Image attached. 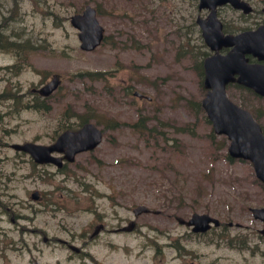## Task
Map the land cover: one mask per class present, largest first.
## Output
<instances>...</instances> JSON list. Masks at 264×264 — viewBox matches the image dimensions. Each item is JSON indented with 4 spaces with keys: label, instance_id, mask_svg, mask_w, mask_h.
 <instances>
[{
    "label": "rangeland",
    "instance_id": "1",
    "mask_svg": "<svg viewBox=\"0 0 264 264\" xmlns=\"http://www.w3.org/2000/svg\"><path fill=\"white\" fill-rule=\"evenodd\" d=\"M248 1L253 13L224 7L221 17L255 27L264 0ZM87 4L101 11L107 39L92 51L70 21ZM202 13L199 0H0V42L24 43L0 48V264H264V222L251 211L264 206V188L196 107L205 90L192 57L208 48ZM53 74L61 83L47 108L27 107ZM228 94L264 126L263 97L234 86ZM83 116L104 138L61 169L10 146L50 143ZM139 120L144 132L130 125ZM138 204L158 212L135 217ZM194 212L223 226L194 234L176 218ZM132 219L134 230H115Z\"/></svg>",
    "mask_w": 264,
    "mask_h": 264
},
{
    "label": "water",
    "instance_id": "2",
    "mask_svg": "<svg viewBox=\"0 0 264 264\" xmlns=\"http://www.w3.org/2000/svg\"><path fill=\"white\" fill-rule=\"evenodd\" d=\"M231 2L235 7L251 11L250 5L244 0H200V6L211 7L208 18L199 19L203 27L206 42L216 50L205 58V86L208 87L202 103L209 119L217 133H226L230 138L229 152L234 157L250 159L256 175L264 181V133L251 112L234 103L226 93V86L231 81H237L253 87L257 92L264 94V63L250 62L247 54H252L264 60V24L256 29L245 30L237 34L222 32V23L216 16L215 7L218 4ZM72 23L81 29V47L87 50L94 49L103 38L104 27L97 18L96 8L87 5L83 13L75 14ZM223 46L232 47L226 54L220 53ZM237 75V76H236ZM58 85L56 78L41 89L42 93L49 94ZM102 140V130L95 123L87 122L78 129H66L50 144H40L32 141L15 143L13 146L29 152L37 162H56L61 164L62 157L52 155V151H62L68 160H74L76 153L94 148ZM33 198L38 192L32 193ZM136 215L149 211L145 205L134 209ZM254 215L264 220V207L253 208ZM180 222L195 223V229L205 230L209 222L219 224L218 219L209 214L194 213L189 221L178 218ZM135 222H130L125 229H132ZM101 226H97L99 230ZM96 230V231H97ZM264 233V230H262Z\"/></svg>",
    "mask_w": 264,
    "mask_h": 264
},
{
    "label": "trees",
    "instance_id": "3",
    "mask_svg": "<svg viewBox=\"0 0 264 264\" xmlns=\"http://www.w3.org/2000/svg\"><path fill=\"white\" fill-rule=\"evenodd\" d=\"M6 39H7V41L6 42H1L2 44H4L5 46H11L12 48L13 47H17L19 44H20V42L19 41H10L9 39H8V37H6ZM21 45V44H20ZM194 63H195V66L196 67H198V69H200V72H201V74H202V65H201V63H202V60H201V57H197V58H194ZM98 74H100V72H97ZM40 107L41 106V103L39 102V101H36V103H35V106L34 107ZM198 106H199V108H201V106H200V103L198 102ZM115 125V124H114ZM113 124H112V126H114ZM146 121L145 122H143L142 120L140 121H138V122H134V123H132V128L133 129H135V130H137V131H139V132H144L145 130H144V128H146ZM180 130H183V128L182 127H180L179 128Z\"/></svg>",
    "mask_w": 264,
    "mask_h": 264
},
{
    "label": "flooded vegetation",
    "instance_id": "4",
    "mask_svg": "<svg viewBox=\"0 0 264 264\" xmlns=\"http://www.w3.org/2000/svg\"><path fill=\"white\" fill-rule=\"evenodd\" d=\"M65 164H67V162H64V164H63V165L65 166Z\"/></svg>",
    "mask_w": 264,
    "mask_h": 264
}]
</instances>
